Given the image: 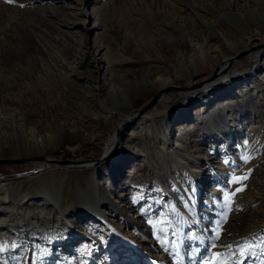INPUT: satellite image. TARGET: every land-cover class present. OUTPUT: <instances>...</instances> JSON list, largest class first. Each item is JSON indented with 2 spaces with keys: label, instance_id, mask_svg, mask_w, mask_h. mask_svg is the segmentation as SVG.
<instances>
[{
  "label": "rangeland",
  "instance_id": "rangeland-1",
  "mask_svg": "<svg viewBox=\"0 0 264 264\" xmlns=\"http://www.w3.org/2000/svg\"><path fill=\"white\" fill-rule=\"evenodd\" d=\"M85 5L87 15L75 19L70 12L80 6L76 0H0V115L6 119L0 121L6 147L0 156V264H264V54L257 59L264 0ZM250 10L261 16L252 19ZM229 12L244 20L231 26ZM256 43L229 63L232 80L227 69L222 72L228 81L220 86L236 82L232 94L201 109L197 98L214 95L216 88L183 91L208 79L221 53ZM196 45L205 59H196ZM103 47L105 61L99 58ZM207 53L215 58L208 60ZM99 65L109 68L115 83L131 81V87L123 83L124 91L145 80L155 85L142 87L119 112H101V95L90 87ZM158 77L177 87L122 128L114 154L97 167L50 164L37 175L39 159L35 166L4 162L25 159L10 147L31 132L47 137L42 156L97 159L122 117H135L153 98ZM182 106L193 118L179 116ZM185 120L189 128L178 134ZM73 127L80 133L71 132ZM169 127L173 141L166 144ZM120 155L118 170L107 175L112 162H105ZM92 170L93 184L102 182L110 203L97 204L100 190H90L87 181ZM110 177L117 178L112 189ZM81 193L93 198L84 204ZM245 242L247 259L238 252L223 255Z\"/></svg>",
  "mask_w": 264,
  "mask_h": 264
},
{
  "label": "bare ground",
  "instance_id": "bare-ground-1",
  "mask_svg": "<svg viewBox=\"0 0 264 264\" xmlns=\"http://www.w3.org/2000/svg\"><path fill=\"white\" fill-rule=\"evenodd\" d=\"M78 2V4L80 5L79 7H73V6H69V8H75L72 12H70V15L73 16L75 19H78V18H81L80 16H83V15H87V12L85 10V4H88L90 2V0H88L85 4V0H76ZM260 13L258 12H255V11H252L250 10L248 12V16L251 17L252 19L256 20V17L258 16H261V14L259 15ZM227 17H228V24H230L231 26L233 25V23L236 21V22H242L244 20L243 16L241 15H237L233 12H229L227 14ZM235 22V23H236ZM212 32V35L215 36L216 38H218L219 40L222 41V44L223 43H226L228 44L225 39L223 38L222 34L219 32V31H215V30H211ZM254 39V38H253ZM38 43H40L38 41ZM192 46L194 45L193 43L191 44ZM257 45L254 44V45H247L245 46L242 50L244 51H249V49H252L253 46ZM262 46V49H261V56L260 55H257V59H260V57H262V55L264 54V43L261 44ZM195 46V45H194ZM252 48H251V47ZM107 48V47H106ZM196 49H198L197 51V54L195 55L196 59L197 58H200L201 60L202 59H205V56L204 54L201 52V48H199L197 45L195 47ZM105 47L102 48V50L104 51ZM240 50V51H242ZM221 51V49L219 50ZM240 51L238 50H235V51H232L231 53H221V57L219 59V62L217 63L216 65V70L213 72V74L210 75V77H208V79H206L205 81L203 82H197L195 84H190L191 86L189 88H184L182 87L183 91L185 90L186 92L189 90L192 89V87H199V88H206V87H214V89L216 90V93L214 95L211 96L212 93H210L209 95H206V94H203V96L201 97H196L198 100H203V102H201V109H205L207 106H209L211 104V101L213 99H216L220 96H225V95H229V94H232L233 93V90H234V83H236L234 80L233 81H230L229 83L225 84L223 87L220 86L222 85L223 83L227 82L228 79L226 78V76L224 75V77L222 76V72L224 71V69H227V71L229 70V63H232V62H235L237 61V58H239V55H237L238 57H236L235 59H232V55L233 54H238ZM242 51V53L244 52ZM102 52V51H101ZM99 58H101V60L105 61L106 60V53L107 51L105 50ZM231 55V56H230ZM217 56V55H216ZM231 57V58H230ZM235 57V56H234ZM208 60H211L214 57V55L210 54V53H207V57ZM217 58V57H216ZM98 59V57L96 58ZM256 57L254 58V61H255ZM217 60L213 61L212 64L214 62H216ZM59 63L61 64H64L65 61L64 60H60ZM224 66V67H223ZM230 71V70H229ZM229 71L227 72V75L229 76V78L231 77L230 80H232V77H233V74ZM96 72L99 73L97 74L98 76H95L92 80H93V83H91L90 87L92 88L91 90H93L94 92L97 91L99 92V95L100 96V99L98 100V102H96V105L100 107V110L101 112H112V111H118V109L123 105V107L127 106V105H130L131 102H132V99L135 98V96H138L139 93L141 92L140 90L142 89V87L144 88L145 85L148 86V85H152L154 86L155 84H153V82H151L150 80H145L144 81V84L141 85V86H138V87H133V89L129 90L128 91H124L126 89H123V83L130 86V83L131 81L129 82L128 80H124L123 82H117L115 83L114 79H113V73L110 72L109 68H103V67H100L97 66L96 68ZM189 72V71H188ZM187 73V72H186ZM15 75V74H14ZM220 75V76H219ZM219 76V77H218ZM218 77V78H217ZM223 77L222 81L220 82V78ZM210 80V81H209ZM216 81V82H215ZM238 83V82H237ZM173 84V85H172ZM217 85V87H215V85ZM175 83L174 82H171L169 83L168 81L166 80H163L162 78L158 77L157 81H156V88H155V95L154 96H157L159 95L160 98L158 100L157 103H159L161 100H164V97L163 95H166V92L169 90V89H175ZM220 86V87H219ZM167 87V88H166ZM177 87V86H176ZM123 89V90H122ZM215 92V91H214ZM90 93V92H89ZM185 93V92H184ZM94 94V93H93ZM98 94L96 93V96ZM124 95H127L125 98H122ZM153 96V97H154ZM210 96V97H208ZM112 101V102H111ZM162 102V101H161ZM112 103V104H111ZM142 109V108H141ZM96 111L95 113L99 112L97 109L94 110ZM140 111V110H139ZM138 111V112H139ZM119 112V111H118ZM137 112V113H138ZM147 112V111H146ZM146 112L142 113V114H135V117L133 118H128L126 122H124V120H126L125 118L127 117V115H124L125 117H122V120L120 121V127L117 128V130L119 131L120 133V130H122V128H124L125 126H127L130 122L134 121L136 118H139L140 116H142L143 114H145ZM178 113H179V116L180 115H183L184 116V119H187L189 120L191 117L193 118V112L191 111L190 108H183V106L181 108H179L178 110ZM196 113V112H195ZM91 114V113H90ZM100 116L99 114H96L93 116V113H92V117L93 118H96ZM130 116V115H129ZM185 122H182V124L179 126L178 128V134L179 132H184L185 130H187V128H189L186 124V121ZM0 121L2 122H6V119H4L1 115H0ZM1 122V123H2ZM124 122V123H123ZM123 123V124H122ZM122 124V125H121ZM60 130V129H59ZM66 130V129H65ZM71 132H75V133H80L79 131V128L77 129L76 127L72 128L70 130ZM69 131V132H70ZM77 131V132H76ZM65 132V131H63ZM68 132V131H66ZM60 133V132H59ZM135 133L134 132H131L130 133V136H133ZM40 135V134H39ZM46 136V135H45ZM44 135H40L39 137L36 136V133L34 132H31L30 134V137H26V140H24L25 137H22V139H18L17 137V140L13 142L12 146L10 147L12 150L16 151L17 152V155L19 156H24L25 159H29V161H31L30 163L35 166L36 163H37V160H41L40 157H48V158H52L51 155H44L42 156L43 154H45L47 152V149H48V142L46 141V138H45ZM121 136V134H120ZM135 136V135H134ZM173 136H172V129L171 127H169L168 129V132L166 133V136H164V141L166 144H171L172 141H173ZM116 139H119V135L118 137H113V139L111 141H109L106 145L105 148V151H109L110 148L113 146L114 143H116ZM119 142H120V139H119ZM174 145H175V142H173ZM115 145V144H114ZM129 148H132L134 149V146L133 145H127ZM5 145H3L1 142H0V156H1V152L5 149ZM73 150V148H71V151ZM73 152V151H72ZM74 153V152H73ZM72 153V154H73ZM33 156V157H31ZM40 156V157H38ZM116 158L113 159L112 157L106 161L105 163H110L112 162L110 165L107 166L106 168V171H107V175L109 174H113L115 171L118 170L119 168V164L118 163H121L122 162V155L120 156H115ZM105 159L103 160H100L101 162L104 161ZM42 161V160H41ZM73 161H77V163H80V165H74L75 167H72V166H66V165H63L65 166V168H75V169H83V168H86V167H92V166H98L101 162H99L97 165H91L90 163H88L89 161L87 160H76L75 158L73 159ZM43 162V161H42ZM104 163V164H105ZM50 164H55V163H50ZM47 166V168L49 167V165ZM57 165H60V164H57ZM38 169V174L39 175L40 173V170H46V169H42L41 166L39 167H36ZM95 168V167H94ZM94 168H91V169H94ZM256 170V169H255ZM36 172V169H34L33 173ZM29 175V174H27ZM36 175V176H37ZM96 175V170H92V172L90 173V176L88 177V184L91 186L89 187L90 190H100L99 192L101 194L97 195V197H95V200L97 202V204H101V203H110L112 201L111 197H105L103 196L104 194L102 193V189H101V186L102 185V182H98V185H95L93 184V177ZM41 176H39L38 180H43V178H40ZM111 178V181H109V186L110 188L112 189V187L114 186V184H117V178L116 177H110ZM45 180V179H44ZM46 183V181H45ZM104 183V182H103ZM96 195V194H95ZM119 196V195H118ZM90 198H93L92 195H89L88 193L84 194V193H81L80 194V200H82V203L86 204V201H88V199ZM93 203V200L91 201ZM114 202V201H113ZM115 207H119V205L121 203H119V200L116 199L115 200ZM83 204V205H84ZM257 224V223H256ZM255 226V225H254ZM257 227V226H256ZM259 229V228H258ZM253 231V230H252ZM145 233H150V230H146ZM250 234V233H249ZM247 235V234H246ZM251 235V234H250Z\"/></svg>",
  "mask_w": 264,
  "mask_h": 264
},
{
  "label": "water",
  "instance_id": "water-1",
  "mask_svg": "<svg viewBox=\"0 0 264 264\" xmlns=\"http://www.w3.org/2000/svg\"><path fill=\"white\" fill-rule=\"evenodd\" d=\"M261 46H262V45H261ZM247 52H248V51L246 50V51H244L243 53H241V54L239 55V58H240L241 56L247 54ZM239 58H237V60H238ZM159 98H160L159 95L154 96L151 100H149V101L144 105V107H143L142 109H140V111H139L137 114H142V113L146 112L148 109H150V108H152L153 106H155V105L157 104ZM118 130H119V129H118ZM118 130H116V131L113 133V136H114V137H118V135H119V131H118ZM118 145H119V139H116V143H115V145H113V146L110 148L109 151L104 152V153H103L100 157H98L97 159H89V160H88V161H89L88 163H90L91 165H97V164L100 162V160L106 159V158L110 157L111 155H113L114 152H115V150L117 149ZM40 159L43 161V164H42V166H41L42 169H46L47 166H48V164H50V163H55V164H60V165H66V166L68 165V166H72V167H75L74 165H80V163H77V161H73V160H70V159L66 160V159L54 158V157H52V158H48V157H40ZM26 161H29V159H23V160H21V161H14V160H12V159H9V160H6V161H4V162H9V163H10V162H26Z\"/></svg>",
  "mask_w": 264,
  "mask_h": 264
},
{
  "label": "snow or ice",
  "instance_id": "snow-or-ice-1",
  "mask_svg": "<svg viewBox=\"0 0 264 264\" xmlns=\"http://www.w3.org/2000/svg\"><path fill=\"white\" fill-rule=\"evenodd\" d=\"M8 2L11 3V2H13V0H8ZM23 6H24V5H21V7H23ZM245 178H246V177H245ZM236 182H239V181L237 180ZM218 238H219V237H218V235H217V239H218ZM226 247L231 248L230 245H229V246H226ZM246 247H247V242H245V246H244V247L237 248V249L235 250V252H231V251H230L229 253H227V254H223V255H226V256H227V255H235L236 252H238V253H240V255H241L242 257H244L245 259H247L248 256L251 255V253H250V251H249L248 254L245 255V249H246ZM218 264H224L223 260L218 261ZM233 264H243V260H240V261H234Z\"/></svg>",
  "mask_w": 264,
  "mask_h": 264
}]
</instances>
